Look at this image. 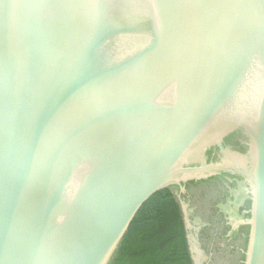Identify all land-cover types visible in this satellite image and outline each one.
Listing matches in <instances>:
<instances>
[{"label":"water","instance_id":"water-1","mask_svg":"<svg viewBox=\"0 0 264 264\" xmlns=\"http://www.w3.org/2000/svg\"><path fill=\"white\" fill-rule=\"evenodd\" d=\"M162 189L264 264V0H0V264H111Z\"/></svg>","mask_w":264,"mask_h":264},{"label":"trees","instance_id":"trees-1","mask_svg":"<svg viewBox=\"0 0 264 264\" xmlns=\"http://www.w3.org/2000/svg\"><path fill=\"white\" fill-rule=\"evenodd\" d=\"M111 264H193L182 212L170 189L142 205Z\"/></svg>","mask_w":264,"mask_h":264},{"label":"flooded vegetation","instance_id":"flooded-vegetation-1","mask_svg":"<svg viewBox=\"0 0 264 264\" xmlns=\"http://www.w3.org/2000/svg\"><path fill=\"white\" fill-rule=\"evenodd\" d=\"M207 242H209V240L207 239Z\"/></svg>","mask_w":264,"mask_h":264}]
</instances>
